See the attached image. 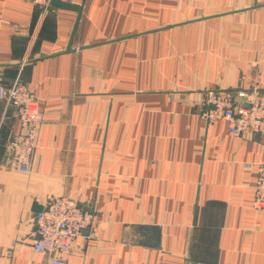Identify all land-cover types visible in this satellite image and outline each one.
Wrapping results in <instances>:
<instances>
[{
    "label": "crops",
    "instance_id": "0c3cea01",
    "mask_svg": "<svg viewBox=\"0 0 264 264\" xmlns=\"http://www.w3.org/2000/svg\"><path fill=\"white\" fill-rule=\"evenodd\" d=\"M62 1L0 0V83L44 116L19 172L0 102V264L47 258L35 216L59 196L94 217L67 264H264V134L200 118L208 90L264 92V0Z\"/></svg>",
    "mask_w": 264,
    "mask_h": 264
},
{
    "label": "built area",
    "instance_id": "2783aa9c",
    "mask_svg": "<svg viewBox=\"0 0 264 264\" xmlns=\"http://www.w3.org/2000/svg\"><path fill=\"white\" fill-rule=\"evenodd\" d=\"M47 8L53 0H27ZM241 98L242 103L238 102ZM0 102L15 109L21 130L12 135L9 143L10 166L19 172L30 171L37 147L43 112L30 85L18 75L10 85L0 83ZM200 118L207 125L223 119L229 122V132L239 136L244 132L264 134V92L257 89L233 92L228 89L208 90L206 108ZM253 166L250 164V167ZM257 180L254 187V208L264 210V161L255 164ZM93 215L69 196L54 198L35 216L33 249L46 254L41 264H67L78 237L91 229Z\"/></svg>",
    "mask_w": 264,
    "mask_h": 264
},
{
    "label": "water",
    "instance_id": "95a60500",
    "mask_svg": "<svg viewBox=\"0 0 264 264\" xmlns=\"http://www.w3.org/2000/svg\"><path fill=\"white\" fill-rule=\"evenodd\" d=\"M52 3L55 4L56 6H60V7H63V8H72V7H74V6H72L71 4H69V3H67V2H64V1H62V0H53ZM37 209H38V208H37ZM42 209H43V208H39V209H38V213H39L40 211H42ZM144 229H147V230H149V229H154V230H155L156 228H151V227L145 226ZM154 239H155L157 242H159V239H160V233H159L158 231H157V234L154 235ZM157 242H156V243H157Z\"/></svg>",
    "mask_w": 264,
    "mask_h": 264
}]
</instances>
